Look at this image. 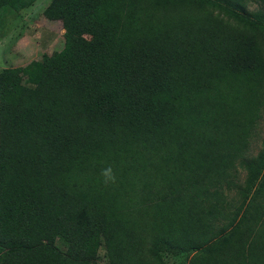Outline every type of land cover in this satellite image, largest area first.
<instances>
[{"label": "trees", "instance_id": "trees-1", "mask_svg": "<svg viewBox=\"0 0 264 264\" xmlns=\"http://www.w3.org/2000/svg\"><path fill=\"white\" fill-rule=\"evenodd\" d=\"M44 15L64 47L0 70V264H264V0Z\"/></svg>", "mask_w": 264, "mask_h": 264}, {"label": "rangeland", "instance_id": "rangeland-1", "mask_svg": "<svg viewBox=\"0 0 264 264\" xmlns=\"http://www.w3.org/2000/svg\"><path fill=\"white\" fill-rule=\"evenodd\" d=\"M50 0H37L35 7L16 12H0V70L25 66L43 54H52L64 47L65 29L61 21L46 18L44 8ZM255 7V6H252ZM264 138V121L261 126ZM261 141L254 143V152Z\"/></svg>", "mask_w": 264, "mask_h": 264}, {"label": "clouds", "instance_id": "clouds-1", "mask_svg": "<svg viewBox=\"0 0 264 264\" xmlns=\"http://www.w3.org/2000/svg\"><path fill=\"white\" fill-rule=\"evenodd\" d=\"M101 175L104 178V182L107 184L108 182H115V174L111 167H107L105 169H102Z\"/></svg>", "mask_w": 264, "mask_h": 264}]
</instances>
